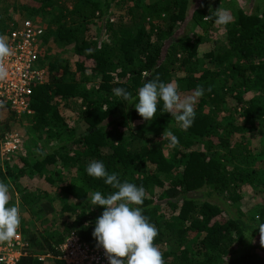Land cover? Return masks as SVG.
Wrapping results in <instances>:
<instances>
[{
    "label": "trees",
    "instance_id": "trees-1",
    "mask_svg": "<svg viewBox=\"0 0 264 264\" xmlns=\"http://www.w3.org/2000/svg\"><path fill=\"white\" fill-rule=\"evenodd\" d=\"M2 1L0 20L8 8ZM208 1L191 8L190 0H22L14 5L26 15L52 10L44 43L51 31L56 40L73 44L76 58L75 66L59 64L55 56L42 62L45 76L33 86L32 112L25 115L40 136L58 137V126L69 136L41 148L32 161L23 158L19 167H0V193L43 164L75 167L80 184L49 179L75 198L92 189L100 191L101 206L114 201L104 213L115 218L122 213L129 224L122 242L133 246L137 257L152 264H264V144L255 151L252 144L254 135L264 139V8L238 10L226 28L224 48L200 54L205 31L217 19L214 2ZM113 4L116 21L104 15ZM194 25L198 30L189 29ZM7 32L0 26V44ZM102 32L108 40H102ZM85 70L99 75L91 86L82 79ZM254 88L258 94L244 95ZM151 96V106H141ZM69 101L75 102L78 130L68 126L58 107ZM174 106L180 107L179 124L164 140L167 152L163 145H150L144 134L120 128L128 119L165 128L176 116ZM221 128L224 134L215 135ZM140 160L153 163L156 171L130 174ZM158 172L174 175L165 181ZM245 183L261 186L257 217L233 204ZM153 185L161 189L157 197L143 191ZM196 190L202 191L193 194ZM38 200L32 191H20L22 204ZM39 203V211L53 210L49 200ZM159 205L166 214H159ZM61 208L73 218L56 240L26 233L20 225L31 248L19 264H42L41 253L62 264L57 245L72 231L87 240L102 238L103 227L86 210L70 203Z\"/></svg>",
    "mask_w": 264,
    "mask_h": 264
},
{
    "label": "rangeland",
    "instance_id": "rangeland-1",
    "mask_svg": "<svg viewBox=\"0 0 264 264\" xmlns=\"http://www.w3.org/2000/svg\"><path fill=\"white\" fill-rule=\"evenodd\" d=\"M200 0H190V6L195 5ZM214 2V7L217 13L216 21L205 31L207 40L203 41L199 46V53L203 54L209 49L214 51L224 48V42L226 40V28L231 26L234 19L237 17L238 10H246L252 12H261L264 8V0H209L208 2ZM8 3L7 11L3 14L4 19L0 20V26L6 29L10 28L12 21H19L24 16H30L41 24L44 28L51 26L50 16L51 11L42 12L36 15H26L20 13L17 9H13L14 5L19 7L22 0H5ZM4 2V3H5ZM3 1L0 0V6ZM114 4L106 11L105 17L110 18L112 21H116L118 16V10ZM187 27V26H186ZM189 27V25H188ZM54 29L53 27H51ZM189 29L198 30V26L194 25ZM192 30V31H193ZM97 32V30L95 31ZM48 39L43 43L42 55L40 60L47 61L51 58L58 57L59 64H63L68 61L74 65V60L76 58L73 52V44L71 42H62L56 40L55 36L51 31L47 32ZM102 40H108L105 33L102 32ZM46 54V55H45ZM55 56V57H54ZM84 84L86 86H91L95 81L98 80L99 75L90 71L82 73ZM171 84H175L172 82ZM258 94V90L248 89L244 92L245 96H253ZM230 97V96H227ZM153 96H151L146 104L141 106L149 108L153 101ZM77 101L79 103L80 99L74 97L72 101ZM59 110L62 113L64 120L67 122L69 127H78V117L77 109H75V102L59 103ZM171 107V106H170ZM176 116L171 120L165 128H153L146 120L141 119H128L120 121V128H122L126 133L131 131L140 132L144 134L147 138V142L150 145H163L165 151L167 148L164 140L166 137H170L172 129L179 124L178 122V112L180 107H173ZM178 111V112H177ZM114 124L112 125V127ZM17 129L20 131L22 136V143L20 147L9 154L2 153L0 148V167L5 168L6 165L11 168L19 167L23 164V158L32 161L35 157L39 156V150L41 148H48L53 143H58L60 140L69 136L68 130L63 126H58L59 136L50 138L43 133L41 136L31 128V126L26 122L25 115L17 117L13 113H9L7 109L0 108V140L2 139V134L7 130ZM57 129V127L55 128ZM110 126L106 127L109 130ZM224 129H220L215 133V135H223ZM254 145L253 151L259 150V145L264 144V139L260 138L259 135L253 136ZM258 161V160H257ZM238 162V161H237ZM232 164V163H231ZM256 164V163H255ZM232 166V165H231ZM149 171H156L155 165L151 162L140 160L137 161L131 168L130 174L142 175ZM161 178L165 181H169L173 177V173L158 172ZM51 178H63L73 182L75 184H80V179L76 173L75 167L62 166L60 164H43L42 168L34 171H29L25 175L19 177L16 183L9 184L6 191L0 193V202L4 206V211L0 212V223H18L23 225L29 231L37 232L40 236L41 234H46L52 237V240H56L57 236L62 232L65 224L73 218V214L68 211H62V206L65 203H70L72 205L78 206L86 210L91 216H93L103 227V232L101 234L102 239L110 240H122L128 233L129 224L127 221L122 220V213H120L116 218L107 216L104 213L114 204V201H105L103 206L100 205L99 201L96 199V195L100 191L87 189V195L83 198H75L72 195L62 192L52 182ZM1 179V178H0ZM261 186L255 185V183H245L240 188L241 197L238 201L233 202L234 205L240 207L247 215L257 217L258 210L261 207L262 195L258 193ZM20 189V190H19ZM29 190L39 198L38 203L22 204L20 201V191ZM144 192L150 193L152 196L157 197L161 189L156 186H151L148 190H143ZM202 190H196L194 193H201ZM49 200L53 205V210L50 213H44L39 211L40 203L42 200ZM126 202V199H122ZM159 205L158 212L166 214V210ZM124 209L120 206V211ZM144 232V230L142 231ZM51 255V253H48ZM136 264H152V260L146 256L136 255ZM42 264H55L52 257L49 256L44 259Z\"/></svg>",
    "mask_w": 264,
    "mask_h": 264
},
{
    "label": "built area",
    "instance_id": "built-area-1",
    "mask_svg": "<svg viewBox=\"0 0 264 264\" xmlns=\"http://www.w3.org/2000/svg\"><path fill=\"white\" fill-rule=\"evenodd\" d=\"M46 29L30 16L12 21L0 44V108L17 117L32 112L33 86L42 82L45 66L40 60ZM22 143L17 129L7 130L0 140L2 153L16 151ZM31 244L18 223H0V264H19ZM62 264H131L136 250L122 240H87L68 233L57 245ZM47 258L48 253L37 254Z\"/></svg>",
    "mask_w": 264,
    "mask_h": 264
}]
</instances>
